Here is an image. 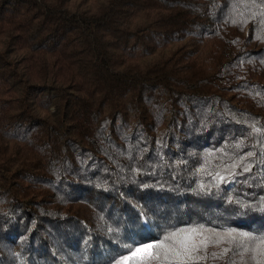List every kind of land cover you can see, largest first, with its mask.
<instances>
[{
    "label": "trees",
    "instance_id": "obj_1",
    "mask_svg": "<svg viewBox=\"0 0 264 264\" xmlns=\"http://www.w3.org/2000/svg\"><path fill=\"white\" fill-rule=\"evenodd\" d=\"M200 226L187 264H264V3L0 0V264Z\"/></svg>",
    "mask_w": 264,
    "mask_h": 264
},
{
    "label": "snow or ice",
    "instance_id": "obj_2",
    "mask_svg": "<svg viewBox=\"0 0 264 264\" xmlns=\"http://www.w3.org/2000/svg\"><path fill=\"white\" fill-rule=\"evenodd\" d=\"M264 3V0H261ZM231 167H236L235 164ZM219 179L223 180L224 177L220 176ZM206 233H208L206 235ZM211 235H216L219 239L210 241ZM230 238H234L231 231L226 234ZM199 238V239H197ZM223 239L219 233H211L208 229L200 227H191L185 229H179L171 232L163 237V240L159 242L156 247L163 249V257L165 261H169V264H187L188 261H197L203 259V257L197 255L201 248H207L209 242L219 243ZM261 243L264 244V238H261ZM139 248H132L127 246V252L121 253L119 260L126 264L131 257H135L139 252ZM256 251L260 254H264V250L259 247ZM161 253L157 252L152 259H160Z\"/></svg>",
    "mask_w": 264,
    "mask_h": 264
},
{
    "label": "rangeland",
    "instance_id": "obj_3",
    "mask_svg": "<svg viewBox=\"0 0 264 264\" xmlns=\"http://www.w3.org/2000/svg\"><path fill=\"white\" fill-rule=\"evenodd\" d=\"M139 256H146L148 254V246L139 250Z\"/></svg>",
    "mask_w": 264,
    "mask_h": 264
}]
</instances>
